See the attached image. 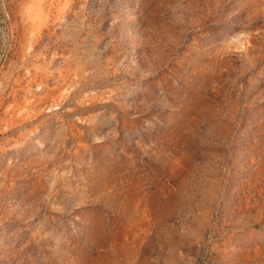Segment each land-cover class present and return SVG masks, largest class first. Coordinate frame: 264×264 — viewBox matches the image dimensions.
Here are the masks:
<instances>
[{"label":"rangeland","instance_id":"374dc122","mask_svg":"<svg viewBox=\"0 0 264 264\" xmlns=\"http://www.w3.org/2000/svg\"><path fill=\"white\" fill-rule=\"evenodd\" d=\"M0 264H264V0H0Z\"/></svg>","mask_w":264,"mask_h":264}]
</instances>
